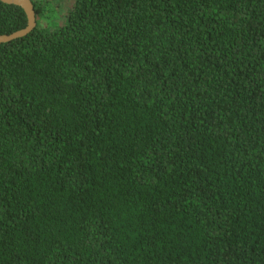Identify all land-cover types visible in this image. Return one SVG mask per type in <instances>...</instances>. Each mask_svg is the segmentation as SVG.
Segmentation results:
<instances>
[{
	"label": "trees",
	"instance_id": "16d2710c",
	"mask_svg": "<svg viewBox=\"0 0 264 264\" xmlns=\"http://www.w3.org/2000/svg\"><path fill=\"white\" fill-rule=\"evenodd\" d=\"M32 2L0 44V264H264V0Z\"/></svg>",
	"mask_w": 264,
	"mask_h": 264
},
{
	"label": "water",
	"instance_id": "95a60500",
	"mask_svg": "<svg viewBox=\"0 0 264 264\" xmlns=\"http://www.w3.org/2000/svg\"><path fill=\"white\" fill-rule=\"evenodd\" d=\"M4 3L22 7L27 14L28 24L25 28L9 34H0V44L29 34L36 26V14L32 0H1Z\"/></svg>",
	"mask_w": 264,
	"mask_h": 264
}]
</instances>
